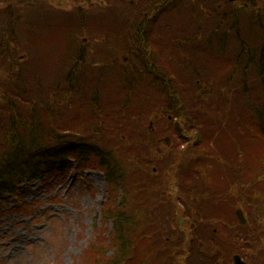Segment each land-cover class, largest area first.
Returning <instances> with one entry per match:
<instances>
[{
  "label": "trees",
  "instance_id": "obj_1",
  "mask_svg": "<svg viewBox=\"0 0 264 264\" xmlns=\"http://www.w3.org/2000/svg\"><path fill=\"white\" fill-rule=\"evenodd\" d=\"M189 1H195V5L192 3L194 6L201 2V0ZM246 3L247 7H236L232 4L229 6L227 1L224 7L216 6L214 0H209L207 5L202 3V6L207 7L211 12L208 16L219 14L218 17H211L214 32L219 30L216 27L222 24L226 26L221 32L216 33L223 40L202 42L200 48L210 52L211 55L215 54L231 61L222 60L217 65L218 70L225 68L227 72L231 69L247 74L248 69H254L252 70L262 89V96L259 102L250 98L245 100L248 108L243 110L254 116L248 131L243 132L241 124L239 125L237 121L229 128L225 123L224 112L222 116H218L213 121L210 133H202L198 128V121L194 120L204 115L205 122H208L209 114L204 107L207 106V96L211 93L207 86L200 87L199 85L198 91L200 92H197L196 98L193 97V101L196 105L201 102V106L173 107L175 104V99H173L170 107H163L162 114L150 115L149 121L146 120V123H153L152 130L148 128L153 137L167 134L170 139L173 136L183 140L184 149L180 148L175 152L174 157L170 158L166 172L162 173L161 162L171 153L156 158L151 154L146 155L150 151L148 145L146 143L137 145L130 141L133 140L130 129L123 131L119 139L117 138V143L112 145L118 152L119 149L127 151V154H124V151L120 154L122 161L120 180L114 178L117 176L113 167L116 153L112 146L103 148L95 136L87 135L84 139V135L73 128L76 126L50 120L47 115L50 113L52 119L57 118L58 114L62 115L63 112L59 106L63 107L65 102L68 103L67 112L75 101L78 104L84 103L86 99H90L84 94L86 90H92L94 97H97L98 89L94 87L95 80L99 81L104 76L111 75L110 71L113 69L111 66L113 62L110 61L111 55L108 53L103 57L101 51L92 55L83 53V51L89 49L94 42L98 44H95V48L104 47L105 44L99 45V39L104 38V43L107 44V36L100 35L102 31L96 32L95 26L98 25H94L95 22L88 19L84 13H80L78 18L75 16L76 20L67 18L52 24L57 29L49 30L51 40L56 43L55 49L50 52L52 58L46 64L33 63L32 65L29 60L26 64L25 62L24 64L16 63L12 60V56L10 61V54L5 58L3 48L8 43L2 35L0 37L2 40L0 42V65L4 58L10 62L9 73L23 78L17 79V84L12 86L14 93L7 89L9 92L5 96L0 87V96L12 105V107L0 108V113L4 118L0 122V137L2 138L0 143L2 146L0 148V200L6 193L18 196L24 192L19 185L22 181H45L46 176L66 173L68 169L81 171L91 167L90 165H93L95 161H100L105 169L107 168L106 174L109 175L110 183L120 185L123 198L120 202L114 201L103 209V217L112 221L113 228L110 231L105 229L104 235L107 232V236H100L99 245L90 249L93 260L88 264H185L186 257H183L186 253L181 252L183 249L202 250L206 247L211 251L210 258L218 256L219 264H227L230 261V254L224 259V255L227 254L226 250L236 247L239 242L251 243L260 259L259 264H264V158L255 159L247 164V161L251 159V143L258 141L264 145V0H247ZM184 4H179L178 14L182 11L180 7ZM188 7L191 6L188 5L185 9ZM103 15L107 16L108 13ZM220 21L223 23H219ZM170 33H165L163 38L166 43L162 44V49L169 51L168 56L172 63L173 56L177 55V49L186 45L184 43L191 42V37L181 42L178 39H170L168 36ZM260 33L261 36L258 35ZM198 36V33L194 34V37ZM232 38L236 40V50L235 53L231 51L232 54L228 55L224 44L226 39ZM18 43L17 40V46ZM6 48L11 49L12 47L7 46ZM16 48L13 47L14 50ZM66 48L67 53L63 54ZM252 48H256L257 53H253ZM83 57L89 61L94 71L92 69L86 73L80 69ZM180 58L183 70L179 75L189 78L192 83L194 79L200 83L198 76L204 78L205 71L196 68L197 64L194 63L192 55H181ZM23 67L29 74H25ZM177 68L179 69V63H176ZM41 71L48 72L47 79H39ZM24 78L27 80L25 84H23ZM159 81L161 79H154L152 82L159 83ZM247 85L250 86L245 82L242 84L244 89L248 88ZM45 90L47 92L50 90L49 96L51 94L55 96V98L50 96V100L47 99L55 109L54 107L48 109L43 107L46 117L41 116L40 111L37 110L34 117L27 118L28 109H39L35 99H42ZM190 94L192 95V92ZM126 108L130 113L135 112V110ZM75 109L79 110L77 107ZM91 109L94 110V108ZM97 109L98 113H91L99 118L95 126L103 119L109 127H114V130L118 123V127L122 130L128 126L124 124L128 121H126L127 113L123 110L115 111L117 114L114 118L117 121L120 117V121L113 123L108 117L109 112L101 107ZM76 112L72 113V120L68 118L65 121L74 125L76 120L81 122L82 118L90 119L89 116H79L76 119ZM135 113L137 117L140 115V112ZM58 119L64 121L60 117ZM156 120H163L165 124L161 132L155 125ZM184 122L189 125L186 129L192 131L186 137H182L186 132L180 129L182 128L180 123ZM95 132L98 133V130L95 129ZM146 132L147 130L143 134ZM226 137L232 142L243 144L237 147L234 155L228 160L213 150V148H223L216 142L224 141ZM186 155L192 159L189 161ZM133 162L135 166L127 172L126 166H130ZM209 165L226 167L227 170L231 168L236 171V176L242 178L243 191L247 192L243 194L251 205L249 210L243 208L247 219L245 226L239 224L233 215L232 217L223 216L229 210L228 206L224 205L228 201L225 194L229 192L224 190L220 193L207 184L208 175L204 169ZM127 177H129L128 182H126ZM111 188L116 189V187ZM215 207H220L223 214L217 215ZM228 231H231L229 235L224 236V233ZM158 248L168 251L174 249L177 252L159 254ZM196 253L200 254L201 261L206 257L204 253ZM240 255L250 264H255L250 262L247 255L243 253ZM190 256L195 258L194 253ZM192 262V264H201L199 261ZM211 263L215 264L213 261Z\"/></svg>",
  "mask_w": 264,
  "mask_h": 264
},
{
  "label": "rangeland",
  "instance_id": "obj_2",
  "mask_svg": "<svg viewBox=\"0 0 264 264\" xmlns=\"http://www.w3.org/2000/svg\"><path fill=\"white\" fill-rule=\"evenodd\" d=\"M24 1H26L24 5H20V3ZM188 1L189 0H185L186 3ZM10 2L11 1L8 3ZM16 2L21 7H27L28 9L30 7L32 9L33 27L24 26V29L19 32L18 43L20 50L25 51L27 57H30L32 54L29 58V61L33 59V62L30 63L32 65L33 63L46 64L49 62L50 58H52L50 57V52L55 49L56 43L51 40L49 30L51 28L57 29V27L54 25L52 26V24L64 21L67 18H74L76 20L80 13H84L88 19L94 21V25L106 24L108 22V15H103L104 13L115 16L116 14L120 15L123 13L122 8L125 9V5L122 3L119 4L111 1H109L108 6L103 5L104 7L96 3L88 4L85 0H16ZM78 3H82L87 9L84 12L79 11L78 8H76ZM191 3L194 4L196 2L191 1ZM15 5L16 3H14V6ZM194 5L186 9L185 7H180L182 11L179 12V14L175 15L173 18L169 17L171 22L177 25L170 35H168L169 38L178 39L183 42L185 38L191 37V42L184 43L186 45L181 46L179 50L177 49V55L173 56L172 63L163 68V70L166 71L165 79H161L159 83H154L150 79H125L116 74H111L110 76L106 75L107 77L104 76L103 79L99 81L95 80L94 87L98 89L96 98L92 90H86L84 94L90 99H86L84 103L80 102V104L74 99V105L70 107L68 110L69 112H67L66 109L68 103L65 102L63 103V107L59 106L62 109V115L58 114L57 118L52 119L50 113H48V119L59 121L66 125L76 126L73 128L80 134H83L84 139H86L87 135L97 137V141L99 140L103 148L104 146L110 148L112 145L116 144L123 131L131 129L133 140L130 141L135 142L137 145L139 143H146L150 149L146 155L151 154L156 158L161 155H167L169 152L171 153L170 156L164 158L161 162L162 173L166 172L165 169L167 168L170 158L174 157L175 152L180 148L184 149L183 140L171 136L168 142L161 141L163 137L168 136L167 134L161 137H153V134L148 131L150 123H146V120L149 121L150 115L155 116L158 113L162 114L163 107H170L173 104V99H175L173 107L190 108L198 107V105L201 106V102H198L197 105L195 104L193 97L196 98L197 92H200L198 91L200 87L205 85L211 93L207 96V106H203L205 111L209 114V120L206 123L204 115L201 117L197 115L200 118L194 121H198L199 130L205 134L210 133L213 121L218 116H222L225 112V123L229 128L237 121L239 125L241 124L243 132L248 131L249 127L252 125L251 119L254 118V116L243 110L244 108H248L245 104V100L246 98H250L255 102H259L262 96V89L253 72L254 69H248L247 74L231 69L227 72L225 68L222 70L216 69L217 65H219L222 60L231 61L229 59L226 60V58L218 57V55L215 54L211 55L210 52L200 48V43L223 40V38H220L216 33L221 32L226 24L216 27V29L219 30L214 32L212 30L213 20L211 17H218L219 14L215 13L212 14V16H208V14H211L208 9L203 10L200 14L198 10L199 6L197 7ZM112 9H116V12L112 11ZM115 18L117 19V17ZM219 23L223 22L220 21ZM189 24H193L194 27L192 30L187 29ZM178 28L182 29L179 30ZM230 32H232V30H230ZM195 33H198L199 36L194 37ZM258 35L261 36V33ZM26 44L29 45L28 48ZM102 44L103 43H100L99 45ZM224 45L227 48L226 53L228 55L232 54L231 51L235 53L236 40L234 38L226 39ZM252 50L253 53H257L256 48H252ZM65 53H67V48L64 49L63 54ZM169 54L168 50L162 49V46H157L153 58L157 62H165ZM181 55H192L194 63L197 64L196 68L205 71L206 74L204 78L198 76L200 78V83H198L196 79H194V83H192L189 78H183L179 75L181 70H183L180 58ZM26 60L24 61L25 64L27 63ZM24 62H22V64H24ZM174 62L177 64L179 63V69H176V63L173 64ZM10 68V62L3 58L0 65V72H2L0 74V87L5 96L8 94V90L13 92L12 86L17 84L16 80L23 78L22 76L11 75L9 73ZM80 69L87 73L92 70L93 67L89 64V61L83 57ZM23 70L26 75L29 74L24 67ZM92 71H94V69ZM48 72L41 71L39 79H47ZM49 74L51 73L49 72ZM26 82L27 80L25 79L23 84ZM243 82L250 86L247 85L248 88L244 89L242 86ZM199 85L200 87H198ZM49 91H43L42 99H35L39 109H28L27 118L31 116L34 117L35 111L37 110L40 111L39 113L41 116L46 117V112L43 107L47 109L49 107H54L48 103L50 96L55 98L52 94L50 96L48 95ZM190 92H192V95ZM10 104L11 103L4 97L0 96V108L12 107ZM75 107L79 110H76ZM97 107H101L103 110L109 112L108 117H110L113 123L120 121V117L117 121L114 117L117 114L116 112L123 110V112L127 113L126 121H128L124 124H128V126L124 127L122 130L118 127V123L114 130V127H109L108 124L104 122V119L95 126L99 118L91 113H98ZM125 107L135 110V112H140V115L137 117V113H130ZM91 108H94V110ZM75 111H77L76 119H78L79 116H89L90 119L82 118L81 122L73 119L76 120L74 125L65 121L68 118L72 120L71 115ZM59 117L64 121H60L58 119ZM3 119V115L0 113V122ZM131 119H133V121ZM106 122L109 121L106 120ZM155 122L158 131L161 132V128L165 125L163 120H156ZM180 124L182 127L180 129L186 132L182 137L190 135L192 131L186 129L189 125L186 122ZM95 129L98 130V133H94ZM146 130L147 132L143 134ZM172 130L173 129H171V131ZM1 142L2 138L0 137V143ZM216 143L223 148H213V150L227 160L234 155V151L242 144V142H232L227 137L226 140ZM251 144V159L247 161V164L255 159L264 158L263 143L255 141ZM0 148H2L1 145ZM112 149H114L116 153V155H114L115 163H113V167L115 170L114 173L117 176L114 178L120 180L122 168L120 154L123 153L122 151H124V154H127V151H125V149H119L118 152L114 146H112ZM186 157L189 158V161L192 159L189 155H186ZM95 163L90 165L91 167L81 171L68 169L66 173L46 176L45 181L36 180L34 183L26 184L24 185L25 193L18 197L19 201L9 196L4 202L0 203V264H88L93 260V255L89 252L90 249H94L93 246L100 242V236L102 237L105 234V229L110 231L113 228L112 221L103 217V209L114 201H117L116 203L120 202L123 198L120 185L110 183L109 175L108 173L106 174L107 168L105 169V166H103L100 161H95ZM134 166L135 162L130 166H126V171L128 172V170ZM204 171L208 175L206 180L207 184H210L212 188L220 193L224 190L229 192L225 194L228 201L224 204L228 206L229 210L223 214L220 207H215V213L217 215L223 214V216L226 217H232L233 215L236 217L234 210L237 206L242 209H251L250 201H248L247 197L243 194L247 192L243 191L242 178L236 176L235 170L231 168L227 170L226 167L209 165L205 167ZM127 180L129 181V177L126 178V182H128ZM111 187H116V189H112ZM230 232L231 231L225 232L224 236L227 237ZM104 236H107V232ZM253 248L254 246H252L251 243L239 242L236 247L226 250L227 254L224 255V259L228 258L229 254L231 255L232 253H243V255H247L251 263L254 262L255 264H259L258 261L260 259H258L255 253L256 250H253ZM157 250L159 254L168 253L167 249L163 250L158 248ZM108 254L110 255V252H108ZM180 255H182V253H180ZM190 255L191 254L187 253L186 256L183 257H186L185 264H192V261L200 262L202 260L200 254L196 252L194 253L195 258H192ZM200 263L202 264V261Z\"/></svg>",
  "mask_w": 264,
  "mask_h": 264
},
{
  "label": "flooded vegetation",
  "instance_id": "obj_3",
  "mask_svg": "<svg viewBox=\"0 0 264 264\" xmlns=\"http://www.w3.org/2000/svg\"><path fill=\"white\" fill-rule=\"evenodd\" d=\"M11 1L10 3H8ZM88 4L96 3L100 6H108L109 1L114 3H122L125 5V9L122 8L123 13L116 14L115 16L109 15L106 24H98L95 26V31H102L100 35L107 36V44L104 43L105 39H100V43L105 44L104 47L95 48V44L92 43L89 49H85L83 53H89L90 55L95 54L97 51H101V56L105 57L106 54L111 55L113 63L111 74H116L121 78L134 79L142 78L153 81L154 79H165L166 71L163 68L170 64V58L168 57L165 62H157L154 60L153 55L156 52L157 46H162L166 43L164 35L166 32H172L175 29L174 23L171 22L170 18L177 15V9L179 4H184L182 8L191 6V1L187 3L185 0H85ZM184 1V2H183ZM226 1L229 6L235 5L236 7H247V0H214L216 6L224 7ZM249 1V0H248ZM26 1L20 3L24 5ZM14 3L16 5L14 6ZM209 3V0H201L198 3L199 12L207 9L204 8ZM16 0H0V37L3 35L7 39V46L12 48H6L4 46L3 53L4 57L7 58L9 55L10 61L15 60L16 63H22L26 59L29 60L25 51L20 50L17 46V40L19 41V32L24 29V26L33 27V15L32 9L29 7H21ZM118 5V4H116ZM103 6V7H104ZM120 6V5H118ZM127 6V9H126ZM80 11L86 10L82 3L76 5ZM121 8V7H120ZM189 8V7H188ZM28 10V11H27ZM116 12V9H112ZM117 17V19L115 18ZM122 17V18H120ZM193 24L187 26L188 30L193 29ZM164 35H163V34ZM0 42H2L0 38ZM24 42V41H21ZM94 44V45H93ZM27 48L29 47L28 44ZM93 45V46H92ZM13 47H17L15 50ZM80 52H82L80 50ZM96 60V59H95ZM27 61V60H26ZM33 62V59L32 61ZM126 64V66H125ZM176 76V75H174ZM177 252L174 249H170L169 252ZM181 252L184 253H204L206 256L202 264H219L217 257L210 258L209 248L196 249L192 248L183 249ZM209 252V254H206ZM222 263V262H221ZM231 264V263H227Z\"/></svg>",
  "mask_w": 264,
  "mask_h": 264
},
{
  "label": "water",
  "instance_id": "obj_4",
  "mask_svg": "<svg viewBox=\"0 0 264 264\" xmlns=\"http://www.w3.org/2000/svg\"><path fill=\"white\" fill-rule=\"evenodd\" d=\"M163 140L168 142L169 138H165ZM235 215H236L237 219L239 220V223H241L242 225L246 224V219L244 217L243 211L240 208H238L235 211ZM233 262H234V264H246L244 261L241 260V258L238 255H235L233 257Z\"/></svg>",
  "mask_w": 264,
  "mask_h": 264
}]
</instances>
